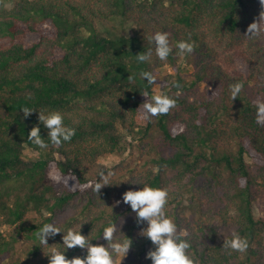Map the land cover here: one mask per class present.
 <instances>
[{
	"label": "trees",
	"instance_id": "1",
	"mask_svg": "<svg viewBox=\"0 0 264 264\" xmlns=\"http://www.w3.org/2000/svg\"><path fill=\"white\" fill-rule=\"evenodd\" d=\"M261 10L259 0H0V217L19 222L31 244L17 255L0 234V260L49 264L50 247L66 251L63 233L44 247L35 231L53 222L105 246L103 228L116 223V238L132 239L129 252L145 256L153 245L139 232L147 225L136 223L122 195L149 185L169 190L167 214L186 233L195 264H264V218L255 214L264 199V127L255 123L254 103L264 100V34L245 36ZM157 31L169 33L166 61L148 42ZM180 40L194 52L176 56ZM149 48L150 62L138 63ZM142 70L157 84L148 85ZM238 81L244 88L233 101L229 85ZM157 85L177 107L145 120L141 93L156 94ZM25 106L37 110L27 119ZM38 110L61 112L76 129L71 142L47 149L29 142ZM130 138L127 158L99 163L125 157ZM26 147L40 159L27 160ZM109 169L115 175L99 196L85 187ZM30 210L38 215L31 224ZM233 232L247 238L245 253L222 249ZM86 255L79 247L65 252Z\"/></svg>",
	"mask_w": 264,
	"mask_h": 264
},
{
	"label": "clouds",
	"instance_id": "2",
	"mask_svg": "<svg viewBox=\"0 0 264 264\" xmlns=\"http://www.w3.org/2000/svg\"><path fill=\"white\" fill-rule=\"evenodd\" d=\"M261 11L255 22L247 28L246 37L256 38L264 34V0H259ZM190 40V38H189ZM148 42L154 45L155 56L160 61H166L170 54L173 53V47L169 40V33L157 31L148 37ZM177 49L175 55L182 57L194 52V44L188 40H180L175 44ZM153 56V48L147 52H141L136 55L138 63L150 62ZM140 76L147 81L148 85H156L157 78L151 71H141ZM131 79V77H129ZM173 87L179 89V82L173 84ZM244 88L243 82H235L229 85L230 97L234 101ZM147 100L142 103L138 109L141 117L145 120L157 118L162 115H168L171 110L177 107V100L167 94H152L145 90L141 93ZM179 95V93H177ZM256 115L255 123L264 127V100L257 99L255 102ZM25 119L30 117L34 112L27 106L21 110ZM39 124L32 127L27 135V140L40 149H47L49 143L53 147H60L65 142H71L76 134V129L64 124V116L59 111L38 110ZM40 125H43L47 131L48 142H45L41 135ZM183 131V129H181ZM115 172L111 169L98 172L99 180L89 182L85 187L91 188L99 196L101 189L110 185L111 178ZM59 181L60 177H54ZM75 187V186H74ZM169 199V190L167 188L152 187L144 185L140 190H128L122 195V202L130 205L131 210L135 213L136 223L138 225L146 224L141 228L139 235L151 241L153 248L146 254V259L151 260L152 264H195L193 258L189 255L191 244L184 237V230H178L177 224L171 219L166 211ZM117 203H120L118 201ZM116 223H109L103 228L102 237L107 241V245H93L91 240L76 231L68 228L62 231L56 224L44 223L35 231L36 239L44 247H50L48 240L59 233H63V248L67 251L79 247L87 250L84 258L74 257L67 259L66 251L59 248L50 247L48 254L49 264H117V260L126 257L132 247L133 241L130 238L117 239L118 232ZM249 248L246 237H241L238 233L233 232L231 238H225L222 249L232 252L245 253Z\"/></svg>",
	"mask_w": 264,
	"mask_h": 264
},
{
	"label": "rangeland",
	"instance_id": "3",
	"mask_svg": "<svg viewBox=\"0 0 264 264\" xmlns=\"http://www.w3.org/2000/svg\"><path fill=\"white\" fill-rule=\"evenodd\" d=\"M181 67L186 68V66L184 65L183 62L181 63ZM165 72L170 73V70H166ZM184 73L186 75L191 74L189 70H185ZM163 74H164V72H163ZM163 74L161 75V77L164 76ZM175 76H177V73L175 74ZM154 90H155L156 94L164 95V93L161 90V85H157L154 88ZM134 144L135 143H134L133 139H131V138L128 139L126 141V145H127L128 150H127L125 157L111 156V157H107V158H102L99 161V163L103 164V165H107V166H114L116 164H119L123 159H125L129 156L130 151L132 150ZM24 156L27 160H38L41 157V152L34 150L30 147H26L25 151H24ZM184 204L186 206V212L188 213L190 218L193 217L194 215L192 214V211H193L192 206L194 205V203L187 199ZM255 214L258 218H260V217L264 218V199L262 201H260L255 206ZM37 216L38 215H37L36 211L30 210V211H28V215L26 216V221L29 224H31L34 221V218H36ZM5 220H6L5 216L0 217V234L4 235L8 241L12 242V246H13L12 253H16L17 255H19L20 253L22 254L25 248L31 247V244L26 239V237L24 235L25 233L24 232L21 233V229L19 227V222H17L16 224H7ZM150 249H152V248H150ZM23 255H25V254H23ZM6 260H7L6 258L4 260L1 259L0 264H6ZM117 264H150V260L146 259V255L143 257H138V256H136L135 253L129 252L126 257L119 258Z\"/></svg>",
	"mask_w": 264,
	"mask_h": 264
}]
</instances>
